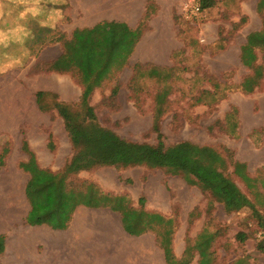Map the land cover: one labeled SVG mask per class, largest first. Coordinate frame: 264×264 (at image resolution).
Masks as SVG:
<instances>
[{"label": "rangeland", "instance_id": "obj_1", "mask_svg": "<svg viewBox=\"0 0 264 264\" xmlns=\"http://www.w3.org/2000/svg\"><path fill=\"white\" fill-rule=\"evenodd\" d=\"M190 1L185 0L180 8L173 10V24L165 32L171 37L176 35L177 49L170 65L159 67L161 77H150L149 71L157 66L145 63L136 49L141 47L138 44L142 38L153 32V18L158 19L156 26H167L164 18L159 17L161 7L157 0H138L134 21L119 23V32L127 27L126 38L134 43L130 50L122 51L120 62L111 59L112 42L100 50L91 49L83 37L76 39L79 33L87 36L92 29L74 28L83 17L76 12L80 0H40L39 14L35 17L28 14L23 20L19 14L24 6L16 7L4 0L0 30L9 32L23 23L25 31L29 30L37 38L35 30L54 24V32L41 34L39 43L36 38L24 40L25 50H29L24 60L0 74V129L9 127L4 112L11 111L22 117V123L18 120L11 127L12 134L0 131V175L12 174L19 178L20 198L22 194L26 209H23L24 215L20 213L17 217L15 227L7 226L8 231H15L19 218L24 225H32L34 218L42 215L54 219L51 225L62 224L63 206L82 201L90 185H94L113 198H125L130 209L171 219V243L178 233L180 241L183 238L193 247L197 241L193 235L205 229L217 233L212 249L214 264L238 261L264 264V233L250 208L228 214L199 185H192L185 176L173 175L165 169L101 166L89 171L78 170L71 163L76 150L64 120L53 108L55 102L80 104L86 95L98 123L121 138L157 144L154 126L158 124L166 144L188 141L215 148L226 159L225 173L263 214L264 50H256V65H261L263 73L259 85L252 93H245L241 84L254 72L242 63L241 47L250 32L260 31L264 26V0H216L211 10H201L188 17L185 8ZM106 29L114 33L113 26L108 25ZM50 46L52 54H44L45 58L55 57L48 63L49 67L42 61L35 62L40 49ZM3 49L0 46V62H5L6 56L19 57L16 48ZM83 56L90 59L89 66L82 61ZM52 86L58 91L71 89L66 97L43 90ZM39 91L55 95L46 97L44 110L36 102ZM236 161L247 165L248 175L255 180L253 187H247L234 174ZM32 170H39L41 178L53 182L46 187V193L52 189L53 194L39 205L37 212L33 211L27 194ZM58 201L60 210H56ZM58 213L61 216H56ZM126 225L129 229L127 222ZM156 227L161 240H165V228ZM10 237V234L3 235L5 242ZM5 250L6 247L0 254V264H16L12 262L15 255L9 250L5 254ZM196 256V251L187 255L191 261L195 259L191 264H195Z\"/></svg>", "mask_w": 264, "mask_h": 264}, {"label": "trees", "instance_id": "obj_2", "mask_svg": "<svg viewBox=\"0 0 264 264\" xmlns=\"http://www.w3.org/2000/svg\"><path fill=\"white\" fill-rule=\"evenodd\" d=\"M215 3L216 0H201V10H208L212 8ZM108 25L113 26V34L107 31L106 27H108ZM45 28L39 29V31L35 30L34 33L38 37L37 42L41 38V34L45 32L51 34L54 32L50 27ZM89 32L87 36L84 32L79 33L76 39H78V36L79 40L83 37L91 44V49L99 48L100 50H104L108 46V42H112L113 51L111 53V59L115 62H120L123 50H130L132 46H134L133 41H130L129 37L126 38V34H128L127 27L123 28L121 32L124 33L123 35L119 32V23H101L92 28ZM108 36L111 37L109 38ZM123 38L127 39V41H124ZM258 49L264 50V26L260 31L250 33L247 36L246 43L241 47L242 63L254 72V75L247 76L241 84L242 90L245 93H252L259 85L258 80L263 75L261 72V65H256L258 60L256 50ZM87 57L88 56H83L81 59L83 62H86V66H89L90 64L88 62H90V59H87ZM108 62L109 60L107 63ZM54 64L56 66V63ZM43 65L49 67L50 64L43 63ZM108 67L109 66L106 68L105 66L104 68L108 69ZM149 72L150 77L162 76L158 66H154ZM47 96L55 97L54 94L45 91L36 93V102L41 110L46 109L44 104ZM53 108L57 110L59 116L64 120L72 145L76 150V154L71 163L75 165L78 170L89 171L95 167L101 166L116 168L146 166L151 169H165L173 175H183L190 184L199 185L203 191L209 193L213 199L221 203L228 214L240 212L247 207L250 208L253 211V216L257 221L258 227L264 233V213H260L251 199L239 188L235 181L225 173L227 170L226 159L215 148L198 145L188 141L166 144L158 124L154 126V130L158 134L157 144L136 143L121 138L113 131L104 128L98 123L95 110L93 106L89 105L86 95L80 104L55 102ZM28 165L25 167L26 170L30 171ZM233 169L234 174L239 177L247 187L250 188L254 186L255 180H252L248 175L246 164L236 161L233 164ZM31 173L32 178L27 186V194L32 203L33 211L35 210L37 212L39 205L45 203L50 197L52 189H49V191H47L48 193H46V187L53 182L50 179L52 183L45 178H41L39 170H32ZM125 202V198H113L108 194L102 193L94 185H90V190L85 194L82 201L72 206H63L65 210L63 216L67 217L66 215L69 210L71 211L80 205L96 209L108 208L122 215L125 229L134 235H141L144 232L152 231L155 232L158 239L161 240L156 225L163 226L165 228L164 233L166 239L161 240V242L167 254L169 264H191V260L187 255L191 254L195 249L200 253L201 260L199 264H214L213 252L212 250L208 252V245L205 241L206 237L204 234L208 232V229L204 230V234H202L199 241L196 242L199 243V245H195V247L189 245L187 247V255L183 260L179 261L175 258L173 249L171 248L173 235V229L171 227L172 220L164 219V217L157 213H146L145 211L130 209ZM60 203L61 202L58 201L56 210L62 208L59 205ZM36 212L32 215L33 217ZM59 215L61 216V213H58L56 216ZM128 217L130 218L127 219ZM53 220H50L47 215H42L35 217L31 224H48L54 222ZM126 222L130 227L129 229L127 228ZM214 235L216 238L217 233H214ZM0 238V254H2L5 248V240L3 237ZM235 264H243V262L238 261Z\"/></svg>", "mask_w": 264, "mask_h": 264}, {"label": "crops", "instance_id": "obj_3", "mask_svg": "<svg viewBox=\"0 0 264 264\" xmlns=\"http://www.w3.org/2000/svg\"><path fill=\"white\" fill-rule=\"evenodd\" d=\"M184 1L157 0L161 7L159 17L164 18L167 26L158 27L156 26L158 19H152L153 32L149 37H143L138 44L141 47L136 49L139 55L143 56L145 63H153L163 68L170 65L171 56L177 49L174 43L176 35L171 37L165 32L173 24V10L180 8ZM137 2L138 0H80V7L76 12L79 15L82 13L83 17L76 22L74 28H94L103 22L130 24L135 19ZM73 11L75 12V9ZM70 13L73 16V13ZM20 26L24 29L23 23ZM53 26L54 24L49 23L47 27L52 28ZM27 31H25L26 36H10L9 40L12 42L8 43L7 47L0 46L4 48L3 50L16 48L20 52L18 58L24 60L25 54L29 52L25 50V41L29 42L36 38L29 30ZM17 40H22V43ZM51 48L50 46L40 49L38 55L34 57L35 62L51 63L55 57H44V54H52L53 49ZM66 89L67 92H65ZM70 89L67 87L63 91H58L52 86L43 90L64 94L66 97ZM22 104L23 102L20 103L21 106ZM4 114L5 119L9 121V127H3L0 131L4 134H12L11 127L13 124L16 125L18 120L22 123V117L11 111H6ZM19 182V178L15 175H0V237L5 234L12 235L9 239L6 238V242L4 241L5 254L9 250L15 255V260L12 262L16 264H169L167 254L157 234L152 231L141 235L129 233L123 224L122 215L108 208L96 209L80 205L69 210L63 223L58 222L56 225L50 223L38 226L24 225L19 218L15 231H8L7 226L15 227L19 214L21 213L22 216L24 215L23 209L26 211L22 194L20 198ZM204 232L193 236L199 241ZM204 235L209 252L215 247L216 238L214 232L210 230ZM195 245L199 243H193L194 247ZM188 246L189 243L185 239L182 238L181 241L178 239L177 233L175 240L171 243L177 260L181 261L187 255ZM41 247H43L42 251H40ZM195 251L197 252L195 264H199L200 253L196 249Z\"/></svg>", "mask_w": 264, "mask_h": 264}, {"label": "clouds", "instance_id": "obj_4", "mask_svg": "<svg viewBox=\"0 0 264 264\" xmlns=\"http://www.w3.org/2000/svg\"><path fill=\"white\" fill-rule=\"evenodd\" d=\"M11 5L16 7L24 6V11L20 12L19 17L23 20L28 14H31L33 17L39 14L38 5L40 0H9ZM29 5H32L29 7ZM4 0H0V18L3 17L4 12ZM51 19V17H50ZM42 26H45L43 22ZM27 33L23 29L22 26H17L15 29L9 30V32H5L0 30V45L5 47L8 46V40L10 36H26ZM17 42H21L22 40H17ZM21 60L19 58H9L5 57V62H0V74L7 73L8 71L12 70L16 65L20 64Z\"/></svg>", "mask_w": 264, "mask_h": 264}, {"label": "built area", "instance_id": "obj_5", "mask_svg": "<svg viewBox=\"0 0 264 264\" xmlns=\"http://www.w3.org/2000/svg\"><path fill=\"white\" fill-rule=\"evenodd\" d=\"M185 12L188 17L199 14L201 12L200 0H191L190 4L186 6Z\"/></svg>", "mask_w": 264, "mask_h": 264}]
</instances>
